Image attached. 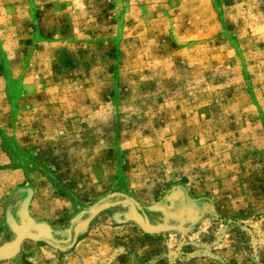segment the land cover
I'll return each instance as SVG.
<instances>
[{
  "label": "rangeland",
  "instance_id": "374dc122",
  "mask_svg": "<svg viewBox=\"0 0 264 264\" xmlns=\"http://www.w3.org/2000/svg\"><path fill=\"white\" fill-rule=\"evenodd\" d=\"M0 264H264V0H0Z\"/></svg>",
  "mask_w": 264,
  "mask_h": 264
}]
</instances>
